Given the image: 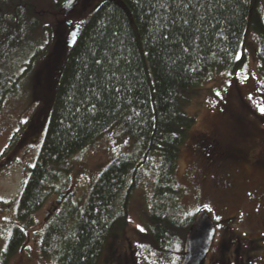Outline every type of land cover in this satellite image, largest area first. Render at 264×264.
<instances>
[{"label": "trees", "instance_id": "16d2710c", "mask_svg": "<svg viewBox=\"0 0 264 264\" xmlns=\"http://www.w3.org/2000/svg\"><path fill=\"white\" fill-rule=\"evenodd\" d=\"M29 1L0 0V113L51 44L44 28L43 47L21 73L11 71L39 31L31 15L40 13ZM51 1L55 12L63 13L66 0ZM250 34L259 39L258 68L264 73L262 0H104L97 5L59 72L39 152L18 196L17 225L0 252V264H10L27 232L43 224L39 215L61 196L57 185L71 173V158L109 136L127 138L131 153L109 164L83 203L68 193L59 206V200L53 203L50 219L43 218L41 258L98 264L110 234L116 230L124 237L136 192L158 166L145 232L135 233L137 251L143 264H182L195 215L175 214L170 203L182 195L175 171L195 119L181 106L213 75H234L245 66ZM226 232L209 264H244L243 238L232 229Z\"/></svg>", "mask_w": 264, "mask_h": 264}, {"label": "rangeland", "instance_id": "374dc122", "mask_svg": "<svg viewBox=\"0 0 264 264\" xmlns=\"http://www.w3.org/2000/svg\"><path fill=\"white\" fill-rule=\"evenodd\" d=\"M102 1L77 0L65 19L63 13L55 12L51 0L29 1L31 9L40 13L31 15L39 24L40 32L33 35L16 56L11 71L21 73L22 65L25 67L34 51L43 47L46 41L41 31L46 28L51 44L22 80L18 95L7 99L0 113V252L17 225L18 196L36 161L56 81L69 51L65 46L69 31L63 20L81 28ZM259 48V39L250 34L245 45V66L234 75H213L208 82L186 95L181 106L187 117L195 119V125L180 150L175 171L174 183L182 190V195L170 204L175 214L196 216L205 213L212 222L216 233L204 264H209L212 256H218L217 248L223 233L229 229L243 238L240 244H243L241 258L244 264H264V114L258 110L264 104V73L258 68ZM203 138L215 139L242 158V171L238 174L240 196L232 204L225 203L211 189L210 170L203 153L205 147L201 144ZM130 153L127 138L114 139L111 136L76 153L70 160L71 173L57 185L61 196L52 198L39 215L43 224V218L45 221L50 219L51 207L56 200H59V206L68 193L73 202L83 203L109 164ZM157 171L158 166H155L136 192L129 207L130 223L124 237L116 230L110 234L98 264H143L135 233L145 232ZM247 196L263 202L259 215L256 216L254 208L248 205ZM247 213L249 217H246ZM43 224L27 232L26 243L10 264H54L50 259L43 260L40 255Z\"/></svg>", "mask_w": 264, "mask_h": 264}, {"label": "flooded vegetation", "instance_id": "af4514ba", "mask_svg": "<svg viewBox=\"0 0 264 264\" xmlns=\"http://www.w3.org/2000/svg\"><path fill=\"white\" fill-rule=\"evenodd\" d=\"M63 18L67 17L63 16ZM63 24L67 27L69 34L78 29L66 20H63ZM201 144L205 147L203 153L210 170L209 179L212 191L218 194L225 203L232 204L240 196L238 174L242 171V158L238 154L221 146L215 139L203 138ZM247 200L248 205L254 208L255 215H259L263 208V202L253 196H247ZM56 204L54 203V205ZM246 217H249L248 213Z\"/></svg>", "mask_w": 264, "mask_h": 264}, {"label": "water", "instance_id": "95a60500", "mask_svg": "<svg viewBox=\"0 0 264 264\" xmlns=\"http://www.w3.org/2000/svg\"><path fill=\"white\" fill-rule=\"evenodd\" d=\"M77 4V0H66L62 6L63 16L67 17ZM79 30L72 31L65 41V46L71 49ZM61 199V198H60ZM215 236V229L205 213L195 216L184 245L182 264H204Z\"/></svg>", "mask_w": 264, "mask_h": 264}, {"label": "snow or ice", "instance_id": "6c2138e0", "mask_svg": "<svg viewBox=\"0 0 264 264\" xmlns=\"http://www.w3.org/2000/svg\"><path fill=\"white\" fill-rule=\"evenodd\" d=\"M217 95H219V93H217ZM258 110H259L262 114H264V104L260 105V106L258 107Z\"/></svg>", "mask_w": 264, "mask_h": 264}]
</instances>
